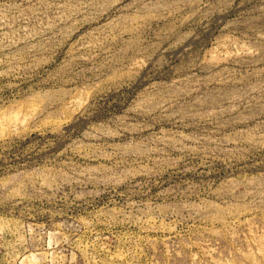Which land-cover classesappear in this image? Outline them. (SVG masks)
Wrapping results in <instances>:
<instances>
[{"label": "rangeland", "instance_id": "rangeland-1", "mask_svg": "<svg viewBox=\"0 0 264 264\" xmlns=\"http://www.w3.org/2000/svg\"><path fill=\"white\" fill-rule=\"evenodd\" d=\"M0 264H264V0H0Z\"/></svg>", "mask_w": 264, "mask_h": 264}]
</instances>
